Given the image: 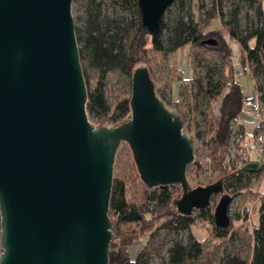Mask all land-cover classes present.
Here are the masks:
<instances>
[{
	"label": "water",
	"instance_id": "water-1",
	"mask_svg": "<svg viewBox=\"0 0 264 264\" xmlns=\"http://www.w3.org/2000/svg\"><path fill=\"white\" fill-rule=\"evenodd\" d=\"M72 1L0 0V264H109L123 141L149 189L180 186L173 205L184 215L217 195L214 223L228 228L233 196L221 177L191 184L187 169L198 143L181 110L157 94L147 64L133 72L125 121L90 120ZM173 1L138 0L143 28L158 33ZM260 167L247 161L240 170Z\"/></svg>",
	"mask_w": 264,
	"mask_h": 264
},
{
	"label": "trees",
	"instance_id": "trees-1",
	"mask_svg": "<svg viewBox=\"0 0 264 264\" xmlns=\"http://www.w3.org/2000/svg\"><path fill=\"white\" fill-rule=\"evenodd\" d=\"M133 12L131 19L102 20L100 3L88 10V20L85 33L76 28L78 43L83 41L84 48L80 49V57L83 72L88 88L87 110L99 122L110 119L112 125L125 121L131 113V89L119 97L115 108L111 110L108 104L105 85L109 74L114 70L132 78L133 72L140 64H147L153 79H156L150 67L149 50L174 51L186 45H198L201 47L217 48L225 41L221 35L220 23L215 26L204 24L196 14L195 9H202L203 0H190L188 5V19L177 16L172 23L161 19V29L158 33L150 34L142 26V16L138 0H112ZM257 7L259 24L252 22L244 31L239 23V7L235 8L228 20V33L230 38L239 41L247 53V57L254 66V74L264 78V53L262 41L264 37V0H251ZM180 7H185V1L180 0ZM208 18L220 21L218 10L212 7L205 11ZM164 30H169L166 45L162 39ZM132 33L134 41L133 55L128 54L124 46V37ZM214 37L218 39L217 45H206L202 40ZM229 48V47H228ZM88 59L86 65L84 60ZM88 67L95 73V81L90 83L88 79ZM219 70L217 66L209 67L203 78L197 80L198 91L209 99L219 100L212 127L207 131L205 139L200 145V134L195 133L199 152L197 157L198 167L188 174L193 186L207 184L223 178L225 190L234 197L240 192L242 182L247 179L249 172H243L238 165L239 151L235 159H231L227 146L233 129V118L237 116L246 99L243 87L238 80L233 79L230 84L226 78H216ZM264 87L261 85V89ZM156 91L160 96L156 83ZM163 100L168 105H175V101ZM185 121L189 122V128L193 125V114L181 108ZM104 123V122H101ZM243 131V130H242ZM238 150L240 144L237 145ZM204 152V153H203ZM249 161V159L247 160ZM246 161V162H247ZM261 167L257 174L264 179V160L260 159ZM199 168H203L200 173ZM260 184V183H259ZM182 191L180 186H160L149 189L140 178L137 164L133 158L132 150L127 142H122L116 155L114 180L110 199L109 215L113 223L115 238L110 244L109 264H146L143 259L144 251L141 250L135 257L131 249L147 235L155 234L160 227L173 228L175 232L180 229L190 228L195 221L192 215H184L173 205V200ZM178 194V195H177ZM219 196H213V206L199 211V217L210 220L218 235L226 233L233 228L234 220L228 228L221 229L214 223V208ZM258 224L254 228V244L251 260L240 258L238 254L228 255L218 264H264V198L258 208ZM206 251L205 246L195 239L189 246L177 241L170 248L169 262L180 264L190 260H198L199 264H207L212 261L210 250L208 255L200 256ZM1 252V248H0Z\"/></svg>",
	"mask_w": 264,
	"mask_h": 264
},
{
	"label": "rangeland",
	"instance_id": "rangeland-1",
	"mask_svg": "<svg viewBox=\"0 0 264 264\" xmlns=\"http://www.w3.org/2000/svg\"><path fill=\"white\" fill-rule=\"evenodd\" d=\"M184 1L185 7L183 9L180 7V0H174L168 6L164 12L165 20L172 23L179 15L188 19L190 0ZM202 2L204 7L202 9L196 8V14L200 20H203L204 24L208 23L210 26H215L216 23H220V32L225 38L220 47L208 48L189 44L174 51L150 49L149 53L150 67L156 79L160 96L167 101H175V105L169 106H176L180 110L182 108L193 114L192 128H189V122L187 121V130L194 138L195 133L198 132L200 142L203 143L207 131L213 125L219 105V100L209 99L205 94L198 91L197 80L204 77L207 69L217 66L219 72L216 78H226L227 81H232V73L235 67L238 66L239 68L235 71V78L241 83L246 99L251 102H258V98H260V102L261 99H264V87L261 89L264 78L263 74L256 77L254 72L248 74L242 71V66L251 61L246 58L247 53L239 41L230 38L228 33L229 24L227 22L231 17V13L237 7L240 9L239 23L242 30L245 31L252 22L259 24L256 4H253L251 0H203ZM98 3L101 4L103 22L119 18L129 20L133 16L132 10L122 7L112 0H73L72 14L75 26L81 30L82 36L86 35L88 10ZM212 7L218 10L220 21L216 22L208 18L205 13ZM169 33V30H164L162 33L165 45ZM123 42L128 54L133 55L134 41L131 32L124 37ZM81 48H84L83 41L79 42V49ZM84 63L89 64L87 57ZM88 79L92 84L95 81V73L91 67H88ZM131 81L132 78L120 70H114L109 74L106 80L105 93L111 110L115 108L119 97L131 89ZM89 118L97 125L102 122H99L91 114H89ZM104 122L111 124L110 119ZM234 138L232 139L230 136L228 143L229 156L232 160L236 154L234 147L237 140ZM198 154L199 152L196 150V160L188 166L187 173L198 167ZM202 171L203 168H199V172ZM181 193L182 191L179 194ZM263 198L264 179H261L258 174L249 176L242 182L240 192L231 201L229 212L234 220V226L226 233L218 235L213 223L199 217V211L195 210L192 214L195 221L190 228L175 232L173 228L161 226L155 234L147 235L131 249L132 256L135 257L143 250V259L146 260V264H171L169 262L170 248L175 242L179 241L189 246L195 239H198L206 249L200 258L202 259L208 255L207 250L211 252L212 261L207 264H218L220 260L234 254H238L240 258L249 261L251 260L254 244L252 227L258 223V208ZM213 205L214 201L211 200L210 206ZM199 263L198 260H190L180 264Z\"/></svg>",
	"mask_w": 264,
	"mask_h": 264
},
{
	"label": "built area",
	"instance_id": "built-area-1",
	"mask_svg": "<svg viewBox=\"0 0 264 264\" xmlns=\"http://www.w3.org/2000/svg\"><path fill=\"white\" fill-rule=\"evenodd\" d=\"M252 64V62H246V64L242 66V71L248 74L254 72V66ZM231 82L232 81L229 80L228 84ZM249 107L254 109L258 125L253 136L251 138H246L241 131V114ZM232 124L233 129L231 137L232 139L235 137L234 139L237 140L236 146L234 147L236 154L233 159L236 158L237 151H239L238 165L242 166L250 158L252 153L258 154L261 159L264 160V104L262 102L254 103L248 99H244L242 109L240 113L233 118ZM238 144H240L239 150L237 148ZM200 145H202V142H200ZM227 151L229 152L228 146Z\"/></svg>",
	"mask_w": 264,
	"mask_h": 264
},
{
	"label": "crops",
	"instance_id": "crops-1",
	"mask_svg": "<svg viewBox=\"0 0 264 264\" xmlns=\"http://www.w3.org/2000/svg\"><path fill=\"white\" fill-rule=\"evenodd\" d=\"M238 68L239 67L236 66L235 69H234V72L232 73L233 79H235V80H237L235 78V71ZM240 69H241V67H240ZM259 97H260V94H259ZM263 100L264 99H261V102L264 104V101ZM258 102H260V98H258ZM254 103H257V102H254ZM257 125H258V120L256 118L254 109L253 108H250V107L247 108L246 111L241 114V131L243 130L242 131L243 135L246 138H251L253 136L255 130H256ZM260 159H261V157L258 154L252 153L251 156H250V158H249V161H260ZM258 171H249L248 176L256 175ZM258 214H259V212H258ZM257 224H255L252 227V235H253V232H254V228H255V226Z\"/></svg>",
	"mask_w": 264,
	"mask_h": 264
}]
</instances>
